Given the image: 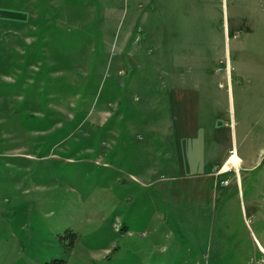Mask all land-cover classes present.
<instances>
[{
  "label": "rangeland",
  "instance_id": "374dc122",
  "mask_svg": "<svg viewBox=\"0 0 264 264\" xmlns=\"http://www.w3.org/2000/svg\"><path fill=\"white\" fill-rule=\"evenodd\" d=\"M123 5L0 0V264H264V33L201 92L206 157L237 155L185 176L166 61L143 23L120 52Z\"/></svg>",
  "mask_w": 264,
  "mask_h": 264
},
{
  "label": "crops",
  "instance_id": "0c3cea01",
  "mask_svg": "<svg viewBox=\"0 0 264 264\" xmlns=\"http://www.w3.org/2000/svg\"><path fill=\"white\" fill-rule=\"evenodd\" d=\"M129 4L130 0H124L119 7L130 14L119 49L133 58L138 49L128 47L134 28L143 23L150 35L152 60L158 67L166 61V136L180 170L188 176L209 167V172L200 173L212 177L213 170L218 174L229 155L220 156L219 167L214 156L205 155L207 138L216 141L220 133L215 118L206 124L198 117L201 92L211 91L216 65L231 60V45L263 36L264 0H131Z\"/></svg>",
  "mask_w": 264,
  "mask_h": 264
},
{
  "label": "trees",
  "instance_id": "16d2710c",
  "mask_svg": "<svg viewBox=\"0 0 264 264\" xmlns=\"http://www.w3.org/2000/svg\"><path fill=\"white\" fill-rule=\"evenodd\" d=\"M46 264H65L63 259L53 258L51 261L46 262Z\"/></svg>",
  "mask_w": 264,
  "mask_h": 264
},
{
  "label": "built area",
  "instance_id": "2783aa9c",
  "mask_svg": "<svg viewBox=\"0 0 264 264\" xmlns=\"http://www.w3.org/2000/svg\"><path fill=\"white\" fill-rule=\"evenodd\" d=\"M226 69H229V67H226ZM233 153L235 154V150H231L229 155H231V154H233ZM263 251H264V250H263Z\"/></svg>",
  "mask_w": 264,
  "mask_h": 264
},
{
  "label": "bare ground",
  "instance_id": "6f19581e",
  "mask_svg": "<svg viewBox=\"0 0 264 264\" xmlns=\"http://www.w3.org/2000/svg\"><path fill=\"white\" fill-rule=\"evenodd\" d=\"M235 155H237V154H234L233 156H235ZM235 160V159H234Z\"/></svg>",
  "mask_w": 264,
  "mask_h": 264
}]
</instances>
